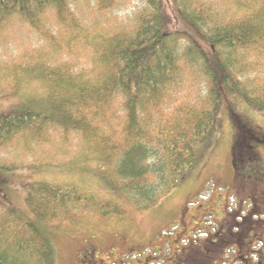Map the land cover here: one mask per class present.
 Here are the masks:
<instances>
[{
	"label": "trees",
	"instance_id": "16d2710c",
	"mask_svg": "<svg viewBox=\"0 0 264 264\" xmlns=\"http://www.w3.org/2000/svg\"><path fill=\"white\" fill-rule=\"evenodd\" d=\"M77 1L104 12L116 0H0V31L21 23L40 32L50 14L64 33L81 36L72 9ZM234 3L238 13L226 22L217 20L204 0H147L128 26L103 38L94 59L98 73L91 80L64 65L22 69L48 83L50 103L35 105L27 97L18 108L0 115V147L27 132L42 136L50 125L74 129L85 145L100 146L101 162L113 163L122 183L108 170L106 183L116 195L138 209L152 206L159 198L156 174L159 186L174 188L207 156L209 150L202 146L213 138L221 106L231 95L240 94L254 109L264 111V81L254 85L264 79H257L255 70L264 62V0ZM195 63L201 65L207 98L171 116L166 106L182 83L180 76ZM21 81L19 75L12 77L14 93ZM238 150L236 142L234 156ZM234 183L233 178L231 186ZM45 184L30 185L27 194L28 201L33 192L41 194L40 200L33 199L38 206L29 204L35 220L27 214L23 228L12 236L8 225L13 219L0 224L5 235L0 238V264H53V233L46 219L58 210L65 212L67 198L85 201L77 193L60 194ZM1 207L7 216L16 212L0 199Z\"/></svg>",
	"mask_w": 264,
	"mask_h": 264
},
{
	"label": "rangeland",
	"instance_id": "374dc122",
	"mask_svg": "<svg viewBox=\"0 0 264 264\" xmlns=\"http://www.w3.org/2000/svg\"><path fill=\"white\" fill-rule=\"evenodd\" d=\"M204 1L212 8L217 20L232 21L238 13L234 0ZM128 3L129 0H116L104 12H98L96 6L89 2L72 4L81 36L64 33V28L50 14L42 22L40 32L21 23H13L0 31V115L15 110L27 97L35 105L50 103L47 100L50 99L48 83L38 79L37 74H26L22 69L36 68L39 64L43 67L64 65L74 72H81L87 79H94L98 73L94 68V59L98 56L96 50L107 33L114 34L128 26L130 20L121 23L114 15L118 8ZM200 67V63H195V67L186 69L180 76L182 83L176 88L174 100L166 106L171 116L177 110L202 103L201 100L207 98V85ZM191 70L193 74H190ZM255 70L257 79L264 77V62ZM17 75L22 81L14 93L12 77ZM263 81L257 80L254 85ZM238 116H245L264 131V111L254 109L240 94L231 95L229 102L221 106L213 138L202 146L212 153L175 188L167 190L159 186L160 177L156 174L154 180L159 198L155 205L139 209L125 196L116 195L109 188L107 170L116 183H122L116 179L113 163L106 165L101 162L100 146L97 143L85 145L78 131L50 125L42 129V136L36 132L17 135L0 147V199L6 207L16 211L14 215L7 216L5 208L1 207L0 224L12 218L8 225L12 236L15 230L23 228L25 222L22 219L27 214L35 220L36 214L29 212V204L38 206L39 201L33 199L40 200L41 194L33 192L29 201L27 194L31 190L30 185L47 183L45 185L57 193L67 192L73 196L77 193L85 201L76 200L75 196L67 198V202L64 201L68 207L65 212L58 210L55 217L46 219L45 223L53 233V264H81V254L86 251H94L97 259L108 264L121 261L133 264L136 257L144 255L158 258L156 264H162L181 241L171 244L175 234L170 233L178 230L176 226L182 212L186 215L188 229L197 230L188 235L202 239L205 223L209 225L224 207L217 193L224 196L227 192H235L231 186L234 174L232 150L239 132L245 130L238 124ZM258 155L264 166V144ZM253 171L255 176L264 178V170L253 165ZM47 200L54 203L50 196ZM47 200H44V205ZM231 203L234 204V200H230ZM206 207L208 213L205 212ZM99 208H102L100 212ZM106 211L109 214H105ZM170 226L173 230L168 233L166 230ZM0 238H5L2 231ZM195 245L201 247L198 243Z\"/></svg>",
	"mask_w": 264,
	"mask_h": 264
},
{
	"label": "flooded vegetation",
	"instance_id": "af4514ba",
	"mask_svg": "<svg viewBox=\"0 0 264 264\" xmlns=\"http://www.w3.org/2000/svg\"><path fill=\"white\" fill-rule=\"evenodd\" d=\"M242 123L245 133L239 139L240 146L251 149L249 153L252 154H244L241 150L234 156L237 165L235 192H227L224 196L217 193L224 207L219 212L215 211L218 217H213L209 225L205 223L202 239H193L188 235L197 230L188 229L186 215L182 212L180 223L176 226L178 230L172 231V226L169 230L165 229L168 233L172 231L170 235L175 234L171 244L181 241L162 264H264V178L255 176L253 171V165L264 170L258 155L259 148L264 144V131L247 118ZM230 200H234V204H229ZM205 212L208 213L207 207ZM81 258V264H108L103 259H97L94 251L82 252ZM158 260L144 255L136 257L133 264H156Z\"/></svg>",
	"mask_w": 264,
	"mask_h": 264
},
{
	"label": "clouds",
	"instance_id": "9594fccd",
	"mask_svg": "<svg viewBox=\"0 0 264 264\" xmlns=\"http://www.w3.org/2000/svg\"><path fill=\"white\" fill-rule=\"evenodd\" d=\"M147 6V0H129V3L121 8H118L114 15L121 23H127L135 18L139 12Z\"/></svg>",
	"mask_w": 264,
	"mask_h": 264
}]
</instances>
